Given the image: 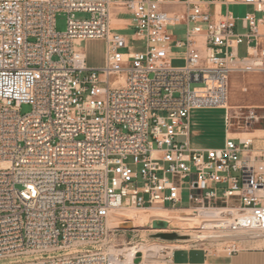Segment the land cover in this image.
<instances>
[{
  "label": "built area",
  "instance_id": "2783aa9c",
  "mask_svg": "<svg viewBox=\"0 0 264 264\" xmlns=\"http://www.w3.org/2000/svg\"><path fill=\"white\" fill-rule=\"evenodd\" d=\"M114 9L141 49L112 31ZM88 40L105 42L104 66H87L76 43ZM258 72L264 0H0V263L127 264L105 247L125 205L183 219L214 212L186 231L217 226L209 240L226 243L228 258L264 241L254 139L191 145L192 112L225 110L230 76Z\"/></svg>",
  "mask_w": 264,
  "mask_h": 264
},
{
  "label": "rangeland",
  "instance_id": "374dc122",
  "mask_svg": "<svg viewBox=\"0 0 264 264\" xmlns=\"http://www.w3.org/2000/svg\"><path fill=\"white\" fill-rule=\"evenodd\" d=\"M236 15L244 16L247 11H250L246 8H232L231 9ZM261 16V15H259ZM76 18L79 20L88 19L89 15L87 14H76ZM67 15L58 14L56 15V32L62 33L67 30ZM111 29L113 32H121L126 35L133 46L134 51L142 48V42L138 39L133 38V31L131 28V23L129 21V16L125 13H119L117 9H114L112 12L111 18ZM239 32H243L241 27L238 28ZM76 47L86 54L87 66L90 68H100L104 66L106 62V44L102 40H88V41H79L76 43ZM239 56H246L245 46H241L239 49ZM183 60H175L173 62L174 67L184 66ZM250 74V73H247ZM246 77H239L237 74H232L231 79L238 84V88L230 83V98L228 106L225 110L222 109H212V110H200L196 113V117L201 121L206 122L207 132L204 133L202 138L198 139L199 143L205 142L208 146L214 148H223L225 144V134L226 129L228 130L229 137L236 139H245V138H255V141L260 142V148L257 149L255 154L252 157L256 158V163L262 161L261 156L264 153V73L258 72V79L256 77L250 76L247 79ZM247 86L248 91L243 92V88ZM226 112L228 116L227 126L224 124L223 116ZM255 111V114L259 118V121L251 119V112ZM31 112V106L24 105L21 109L22 114H27ZM258 135L259 138L254 137ZM256 147V144L255 146ZM183 207L188 206L187 194H184V202L181 205ZM171 223L173 225H171ZM171 223H166L161 225L159 222L154 224L146 225L142 228L143 231H136V228L129 226H121L111 229L108 238L107 245L105 246L109 251L114 250H123L126 247H132L139 244H144L152 247H157V253H149L150 256L146 257L143 262V254H141V261L139 264H157L162 262L169 252V248L174 246H186L191 248H198L206 250L207 252L216 253L223 252V249L227 246L226 243H222L218 240H208L204 243L197 241L196 238L188 244L183 243H166L156 239L150 238L151 235L158 233V231H167V232H182L186 235L195 236L192 231H185L186 226L181 223H186L185 221H173ZM172 228V229H171ZM188 229V227H187ZM148 230V231H147ZM151 231V232H150ZM145 241V242H144ZM147 243V244H146ZM264 246V244H263ZM159 247L161 249H159ZM164 249V250H162ZM138 256V254H137ZM136 256V260H137ZM135 260V261H136ZM156 262V263H155ZM33 264V263H30Z\"/></svg>",
  "mask_w": 264,
  "mask_h": 264
},
{
  "label": "crops",
  "instance_id": "0c3cea01",
  "mask_svg": "<svg viewBox=\"0 0 264 264\" xmlns=\"http://www.w3.org/2000/svg\"><path fill=\"white\" fill-rule=\"evenodd\" d=\"M237 74L239 77H246V75H241L240 73ZM258 73H250L247 74V79L250 76L259 78ZM232 76V75H231ZM229 82V98H230V83L233 79ZM239 80L236 79L232 81L238 88V84L236 83ZM248 88L245 86L243 88V92H247ZM229 102V101H228ZM200 110H195L192 112L191 115V145L195 149H220L208 146L205 142L199 143L198 139L202 138L204 133L207 132V124L206 122L201 121L199 118L196 117V113ZM225 112V111H224ZM227 118L226 112L224 113L223 120L224 124L227 126ZM229 137V134H225V140ZM254 137L259 138L258 135H254ZM254 139V146H253L252 153H256L257 149L260 148V142H256ZM157 264H264V246L262 242H253V243H242L241 249L238 253H236L233 257L228 258L221 252L216 253H209L206 250L198 249V248H191V247H176L171 250V252L167 255V257Z\"/></svg>",
  "mask_w": 264,
  "mask_h": 264
},
{
  "label": "bare ground",
  "instance_id": "6f19581e",
  "mask_svg": "<svg viewBox=\"0 0 264 264\" xmlns=\"http://www.w3.org/2000/svg\"><path fill=\"white\" fill-rule=\"evenodd\" d=\"M227 106H228V104H227ZM124 207H125V209L115 211L110 215V217L108 219V223H107L109 229H114L116 227H121V226L127 225L129 227L136 228L137 232L138 231L145 232L142 228H144L146 226V223L154 224L155 222H159L161 225H164L168 222L171 223V222L176 220L179 223H180V221H188L189 222V223H181V224L186 226V229H185V231H186L187 227H188V229H193L195 227L202 226L201 219H210V218L216 217V214L214 212H210V213H199V215H197L196 217H192L191 219L190 218H186V219L184 218L183 219V217L180 215L179 212H172V211H166V210H161V209L137 210V209H133V208H127L126 205ZM211 221L212 220H207V222H211ZM171 225H173V224L171 223ZM216 228H217V226H215L213 224H206L203 227V229L206 230V232H197V233L195 232L194 237L198 241H202V242H205L209 239L216 238L214 236L215 234H218L216 232ZM179 233H182V232H180V230H179ZM261 242L264 244V241H261ZM144 244H139V245L132 246V247L129 246V247H126L125 249L119 250V251L114 250V249H111L110 251H112L113 253H119V254H122L123 256H125V258L127 260L126 261L127 264H136L134 261L135 255L143 254V262H144V259L146 260L147 256H148V258L150 256H152V254L150 255L149 253H152V252L157 253L158 252L157 247H152V246H148V245H144ZM176 247H182V246H174V247L169 248V250H172ZM159 249H161V248L159 247ZM162 250H164V249H162Z\"/></svg>",
  "mask_w": 264,
  "mask_h": 264
},
{
  "label": "water",
  "instance_id": "95a60500",
  "mask_svg": "<svg viewBox=\"0 0 264 264\" xmlns=\"http://www.w3.org/2000/svg\"><path fill=\"white\" fill-rule=\"evenodd\" d=\"M146 225L148 226V223H146ZM150 238L171 244H175V243L188 244L192 242L195 237L179 232L158 231V233L151 235ZM140 261H141V254H138L135 263L139 264Z\"/></svg>",
  "mask_w": 264,
  "mask_h": 264
}]
</instances>
